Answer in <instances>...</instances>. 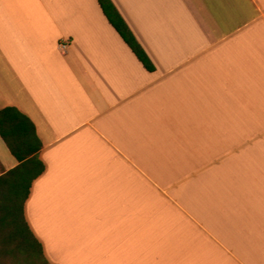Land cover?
Wrapping results in <instances>:
<instances>
[{
  "label": "crops",
  "instance_id": "obj_1",
  "mask_svg": "<svg viewBox=\"0 0 264 264\" xmlns=\"http://www.w3.org/2000/svg\"><path fill=\"white\" fill-rule=\"evenodd\" d=\"M0 0V108L35 124L24 216L51 264H264V0ZM0 136V174L17 165Z\"/></svg>",
  "mask_w": 264,
  "mask_h": 264
},
{
  "label": "trees",
  "instance_id": "obj_2",
  "mask_svg": "<svg viewBox=\"0 0 264 264\" xmlns=\"http://www.w3.org/2000/svg\"><path fill=\"white\" fill-rule=\"evenodd\" d=\"M109 23L115 28L143 66L155 69L150 57L112 0H97ZM0 136L17 165L0 174V264H19L35 259L51 264L43 253L24 216V204L33 181L45 165L39 157L42 142L33 121L13 106L0 108Z\"/></svg>",
  "mask_w": 264,
  "mask_h": 264
},
{
  "label": "snow or ice",
  "instance_id": "obj_3",
  "mask_svg": "<svg viewBox=\"0 0 264 264\" xmlns=\"http://www.w3.org/2000/svg\"><path fill=\"white\" fill-rule=\"evenodd\" d=\"M19 264H39L35 259H24L19 262Z\"/></svg>",
  "mask_w": 264,
  "mask_h": 264
}]
</instances>
